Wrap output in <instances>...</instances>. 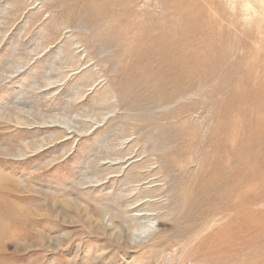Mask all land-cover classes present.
<instances>
[{
  "label": "rangeland",
  "instance_id": "374dc122",
  "mask_svg": "<svg viewBox=\"0 0 264 264\" xmlns=\"http://www.w3.org/2000/svg\"><path fill=\"white\" fill-rule=\"evenodd\" d=\"M0 264H264V0H0Z\"/></svg>",
  "mask_w": 264,
  "mask_h": 264
},
{
  "label": "bare ground",
  "instance_id": "6f19581e",
  "mask_svg": "<svg viewBox=\"0 0 264 264\" xmlns=\"http://www.w3.org/2000/svg\"><path fill=\"white\" fill-rule=\"evenodd\" d=\"M172 45V44H171ZM54 125H58V124H54ZM126 161V160H125ZM145 232H147V231H145Z\"/></svg>",
  "mask_w": 264,
  "mask_h": 264
}]
</instances>
